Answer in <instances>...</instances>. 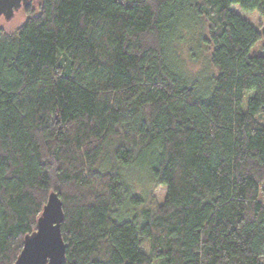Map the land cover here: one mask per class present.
Listing matches in <instances>:
<instances>
[{"label": "trees", "instance_id": "trees-1", "mask_svg": "<svg viewBox=\"0 0 264 264\" xmlns=\"http://www.w3.org/2000/svg\"><path fill=\"white\" fill-rule=\"evenodd\" d=\"M232 4L264 21V0H38L0 27V264L50 192L62 264H264V26Z\"/></svg>", "mask_w": 264, "mask_h": 264}, {"label": "water", "instance_id": "water-1", "mask_svg": "<svg viewBox=\"0 0 264 264\" xmlns=\"http://www.w3.org/2000/svg\"><path fill=\"white\" fill-rule=\"evenodd\" d=\"M29 0H0V16L5 20L13 16L20 4ZM63 219L62 202L50 192L37 220L35 229L25 235L23 246L12 264H62L65 243L60 224Z\"/></svg>", "mask_w": 264, "mask_h": 264}, {"label": "rangeland", "instance_id": "rangeland-1", "mask_svg": "<svg viewBox=\"0 0 264 264\" xmlns=\"http://www.w3.org/2000/svg\"><path fill=\"white\" fill-rule=\"evenodd\" d=\"M34 1L36 2L38 0H34ZM231 8H233L240 15L247 18L253 25H258L260 26V28L264 26V21L262 20L261 22V19H259L257 11H244L237 4H232ZM25 16L26 14H24V11L22 12L19 11L16 12L14 16L10 17L8 20H5L4 18H0V26L8 31L13 30L24 21ZM260 53H264V41L261 39H259L255 44H253L250 47V54H260ZM201 60L202 59L199 58V62L197 64H192L191 62L188 61V65L193 70H196L198 69V66L201 64ZM128 177L129 178L133 177V182L135 184V191L138 193H142L143 188L141 186H144V189L147 186V181L145 180L143 168L139 165L134 166L132 169H130V173ZM165 190H166L165 187L157 186L154 189V191H152L157 202L159 203L162 202L165 195ZM142 247L144 248V245Z\"/></svg>", "mask_w": 264, "mask_h": 264}, {"label": "flooded vegetation", "instance_id": "flooded-vegetation-1", "mask_svg": "<svg viewBox=\"0 0 264 264\" xmlns=\"http://www.w3.org/2000/svg\"><path fill=\"white\" fill-rule=\"evenodd\" d=\"M34 2V0H29V2H28V4L27 5H24V4H20V6L17 8V10H14V12H13V16H14V14L16 13V12H19V11H25V9L26 8H28L29 6H31L32 5V3ZM0 18H4V16L3 15H1L0 16ZM5 19V18H4ZM1 27V26H0Z\"/></svg>", "mask_w": 264, "mask_h": 264}]
</instances>
